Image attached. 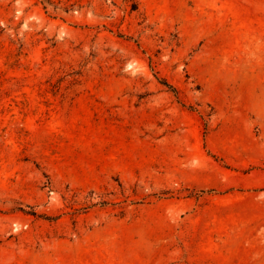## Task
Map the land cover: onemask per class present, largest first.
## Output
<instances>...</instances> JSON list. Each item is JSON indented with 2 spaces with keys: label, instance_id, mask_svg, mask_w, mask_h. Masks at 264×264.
I'll use <instances>...</instances> for the list:
<instances>
[{
  "label": "rangeland",
  "instance_id": "374dc122",
  "mask_svg": "<svg viewBox=\"0 0 264 264\" xmlns=\"http://www.w3.org/2000/svg\"><path fill=\"white\" fill-rule=\"evenodd\" d=\"M0 264H264V0H0Z\"/></svg>",
  "mask_w": 264,
  "mask_h": 264
},
{
  "label": "trees",
  "instance_id": "16d2710c",
  "mask_svg": "<svg viewBox=\"0 0 264 264\" xmlns=\"http://www.w3.org/2000/svg\"><path fill=\"white\" fill-rule=\"evenodd\" d=\"M163 82H164L165 84L169 85L170 87H172L174 90H176L175 87H174L169 81H167V80L164 79Z\"/></svg>",
  "mask_w": 264,
  "mask_h": 264
}]
</instances>
